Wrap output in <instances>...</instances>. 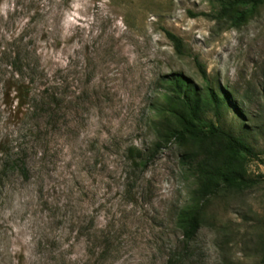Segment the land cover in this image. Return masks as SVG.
<instances>
[{
  "label": "rangeland",
  "instance_id": "1",
  "mask_svg": "<svg viewBox=\"0 0 264 264\" xmlns=\"http://www.w3.org/2000/svg\"><path fill=\"white\" fill-rule=\"evenodd\" d=\"M216 11L0 0V264H264V3L236 27ZM198 64L255 155L251 186L210 199L187 245L176 221L196 182L156 127L169 78L206 84Z\"/></svg>",
  "mask_w": 264,
  "mask_h": 264
},
{
  "label": "trees",
  "instance_id": "2",
  "mask_svg": "<svg viewBox=\"0 0 264 264\" xmlns=\"http://www.w3.org/2000/svg\"><path fill=\"white\" fill-rule=\"evenodd\" d=\"M217 11L212 16L217 23L236 27L244 23L264 0H213ZM176 53L183 55L182 41L165 32ZM204 86H197L180 75L169 78L166 92L160 100L161 121L159 140L173 141L182 150L181 166L195 179L190 199L177 214L176 225L187 245L203 222L206 203L221 191H243L249 188L248 159L255 154L244 133L237 134L222 124L226 107L231 105L224 90L214 89L206 80L202 67L197 65ZM214 117V122L207 117ZM164 124V127L162 126ZM182 257L168 264H181Z\"/></svg>",
  "mask_w": 264,
  "mask_h": 264
}]
</instances>
